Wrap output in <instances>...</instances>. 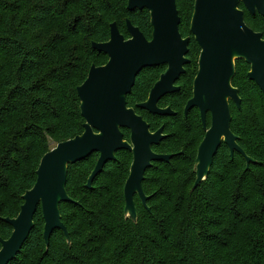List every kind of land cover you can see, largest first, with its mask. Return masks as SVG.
<instances>
[{"label": "trees", "instance_id": "trees-1", "mask_svg": "<svg viewBox=\"0 0 264 264\" xmlns=\"http://www.w3.org/2000/svg\"><path fill=\"white\" fill-rule=\"evenodd\" d=\"M178 1L183 2L178 12L185 38L186 0H177V8ZM127 6L128 0H0V249L13 233L4 219L19 215L42 158L84 133L77 88L92 62L108 59L92 43L109 41L112 22L123 33L127 20L151 38L149 11L131 13ZM248 23L264 32V19ZM152 69L158 68L139 74L127 96L128 107L152 132L157 131L155 118L166 120L168 136L154 150L173 155L169 163H156L162 169L155 170L161 174L154 184L146 178L154 166L145 174L148 208L136 197L138 219L124 214L123 189L133 159L128 151L118 152L88 189L94 154L69 166L66 190L73 202L60 205L69 240L56 230L46 245L38 208L33 231L9 264H264V94L250 81L249 65L236 63L232 86L241 108L230 105L231 130L252 162L248 167L237 152L232 158L222 144L207 180L195 190L197 151L205 131L196 109L187 118L180 114L192 88L160 102L164 108L167 99L176 97L170 106L177 115L152 116L139 108L158 81ZM185 79L186 73L180 86ZM123 133L130 141L129 132Z\"/></svg>", "mask_w": 264, "mask_h": 264}, {"label": "water", "instance_id": "water-1", "mask_svg": "<svg viewBox=\"0 0 264 264\" xmlns=\"http://www.w3.org/2000/svg\"><path fill=\"white\" fill-rule=\"evenodd\" d=\"M255 14H264V0H196L191 22V33L201 48L199 72L194 81L193 97L188 101L184 114L194 109L200 111L205 136L196 157V181L193 189L207 180L214 158L225 144L233 158L240 153L252 162L238 144L232 132L230 102L241 108L238 90L232 86L236 74V60H245L251 66L248 77L264 94V39L244 23V14L237 10L239 3ZM129 12L147 10L151 17L152 39L126 21L129 39L120 32L118 25H110V39L105 43H92L93 49L108 56V63L92 66L86 81L77 88L81 102V115L85 120L84 133L74 139L57 144L42 158L37 170L34 187L23 196L24 204L16 218H5L13 228L9 239L2 241L0 264H9L21 252L35 227L34 217L41 208L44 239L49 246L56 230L69 240L62 222L60 205L73 202L66 185L70 165L99 155L97 165L87 180L86 187L93 188L95 179L109 162L116 160L120 151L133 155L130 175L124 187L125 216L138 219L136 197L148 208V197L143 190L146 172L154 162L169 163L173 155L157 154L153 146L166 139L164 128L152 133L148 123L135 110L128 108L127 96L135 86L139 74L146 68L168 66L156 82L148 100L139 105L152 115H175L171 109H162L159 102L179 90L176 82L185 74L190 60V39L180 33L181 19L177 0H128ZM211 117L210 126L208 117ZM122 130L131 132L125 141ZM129 215V216H128Z\"/></svg>", "mask_w": 264, "mask_h": 264}, {"label": "rangeland", "instance_id": "rangeland-1", "mask_svg": "<svg viewBox=\"0 0 264 264\" xmlns=\"http://www.w3.org/2000/svg\"><path fill=\"white\" fill-rule=\"evenodd\" d=\"M195 1L196 0H188V1L186 0V5L184 6L185 18L182 19V21H183V34L185 35V38L184 39H190V41H191V45L189 47L190 48L191 56L187 57L190 60L189 65L186 67L187 79H185L182 82L178 93H180V92L187 93L191 88H192V92H193L194 81H195V79H196V77L198 75V72H199V59H200V55H201V48L199 47L198 43L195 40V37L191 33V22H192V20H191V22H189L190 21L189 18H190V14H191L190 13V10H191L190 3L194 4ZM178 7H179L178 10H181L182 9V7H183V2L182 1L181 2L178 1ZM112 23H115V22H112ZM122 34L125 36L126 39H129L130 38V35H129V33H128L127 30L124 31ZM151 39H152V34H151V38L148 39V40H151ZM108 60L109 59H107V58H105V59L102 58L100 60V62H97V61L95 62L94 61V62H92L91 67L92 66L101 67V64L102 63L103 64H107L108 63ZM235 62L237 63V60ZM166 71H167V67H162V68H158V69H152V72L154 73V75H156V79L158 81L160 80L161 76ZM167 100L168 101H166L164 103V108L163 109H171L172 111H174L172 109V106H170V104H171V102L176 103L177 98L174 97V98H171L170 100L169 99H167ZM185 107L186 106H184V107H182L180 109V114H182V116H184ZM197 112H198V114L200 116V112L199 111H197ZM184 118H185V116H184ZM155 119H156L157 130H159L161 127H163L165 125L166 120H161L159 118H155ZM210 122H211V120H210ZM166 134L168 135V133H166ZM54 146L55 145L52 144V147H54ZM98 159H99V155H95L94 157H92L91 159H89L90 160L89 165L92 168V171L94 170L95 166L97 165ZM161 169H162L161 166H159L157 164H154L153 171L152 172H149L146 175L147 181L148 182H151L150 184H154V180H157L160 177V174L161 173L160 172L159 173H155V170L158 171V170H161ZM111 170H113V169H111ZM92 171L88 175L87 180H88L89 176L91 175ZM129 175H130V172H129ZM124 187H125V185H124ZM123 197H124V189H123ZM135 201H136V199H135ZM124 206H125V203H124ZM124 214H125V209H124Z\"/></svg>", "mask_w": 264, "mask_h": 264}, {"label": "flooded vegetation", "instance_id": "flooded-vegetation-1", "mask_svg": "<svg viewBox=\"0 0 264 264\" xmlns=\"http://www.w3.org/2000/svg\"><path fill=\"white\" fill-rule=\"evenodd\" d=\"M196 2V1H195ZM194 7H195V3H194ZM194 10V9H193ZM237 10L238 11H240V12H243V14H244V23L246 24V26L249 28V29H251L254 33H256V34H261L262 36H263V39H264V32H259V31H257V30H255V29H253L252 27H250V25H249V23H248V21H250V19H256V20H258V21H261V19H264V14L262 15V14H260L258 11H256V13L255 14H252L247 8H246V6H245V4H244V2H240L239 3V6H238V8H237ZM193 14H194V12H193ZM192 18H193V16H192ZM193 35V34H192ZM194 36V35H193ZM190 43H191V41H190ZM200 47V46H199ZM189 54V53H188ZM187 57H188V55H187ZM239 60H241V59H239ZM238 61V60H237ZM242 61H244L245 63H246V61L245 60H242ZM247 64V63H246ZM189 65V64H188ZM247 65H249V64H247ZM187 66V65H186ZM186 66H185V73H186ZM162 67H167V69H168V66H160V67H155V68H162ZM249 67H250V70H251V66L249 65ZM147 69V68H146ZM250 72V71H249ZM183 75H185V74H183ZM182 75V76H183ZM181 76V77H182ZM181 80V78L176 82V84H175V87H179V89H180V85H179V81ZM251 81V80H250ZM253 82V81H252ZM253 83H255V82H253ZM256 84V83H255ZM256 86H257V84H256ZM258 87V86H257ZM259 88V87H258ZM260 89V88H259ZM261 91V90H260ZM177 92H179V90L178 91H176V92H174V93H172V94H169V95H173V94H175V93H177ZM262 92V91H261ZM263 93V92H262ZM169 95H167V96H169ZM167 96H165V97H167ZM149 97V96H148ZM164 97V98H165ZM192 97H193V92H192ZM191 97V98H192ZM163 98V99H164ZM163 99H161L160 100V102L163 100ZM160 102H159V104L158 105H160ZM188 103V102H187ZM187 103H186V105H187ZM231 103V102H230ZM128 105V104H127ZM185 105V106H186ZM160 107V106H159ZM129 108V107H128ZM160 108H162V107H160ZM132 109H134V108H132ZM142 109V108H141ZM163 109V108H162ZM135 110V109H134ZM144 110V109H143ZM197 111H199L198 109H196ZM146 111V110H145ZM135 112H136V110H135ZM173 112H175V115H177L178 113L176 112V111H173ZM200 112V111H199ZM190 113V112H189ZM136 114H137V112H136ZM150 114V113H149ZM137 115H139V114H137ZM150 115H152V114H150ZM175 115H169V116H175ZM140 116V115H139ZM152 116H159V115H152ZM184 116H185V114H184ZM189 116V114L187 115V116H185V118H187ZM142 117V116H141ZM161 117H165V116H161ZM168 117V116H167ZM201 117V116H200ZM143 118V117H142ZM144 119V118H143ZM149 125V124H148ZM150 126V125H149ZM162 128V127H161ZM163 128H164V126H163ZM150 130H151V128H150ZM124 130H122V132H123ZM126 131H128V130H126ZM158 131V130H157ZM129 132V131H128ZM152 132V131H151ZM156 132V131H155ZM155 132H152V133H155ZM124 134V133H123ZM129 134H130V136H131V132H129ZM164 135H166V136H168L167 134H165V131H164ZM125 141H127V140H125ZM164 141V140H163ZM162 141V142H163ZM127 142H129V143H131V141H127ZM161 142V143H162ZM160 143V144H161ZM159 144V145H160ZM158 145V146H159ZM158 146H153V151L155 152V153H157L154 149L156 148V147H158ZM129 152V151H128ZM131 153V152H130ZM132 154V153H131ZM157 154H160V153H157ZM132 158H133V155H132ZM132 162H133V159H132ZM156 163H158V162H154L153 163V166H154V164H156ZM152 166V167H153Z\"/></svg>", "mask_w": 264, "mask_h": 264}]
</instances>
